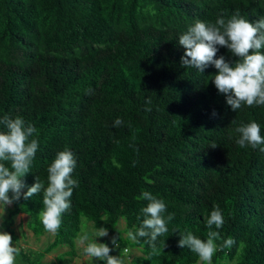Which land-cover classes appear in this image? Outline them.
<instances>
[{
	"label": "trees",
	"instance_id": "1",
	"mask_svg": "<svg viewBox=\"0 0 264 264\" xmlns=\"http://www.w3.org/2000/svg\"><path fill=\"white\" fill-rule=\"evenodd\" d=\"M236 12L264 18V0H0V117L21 116L39 143L22 191L35 178L47 183L57 151L68 147L76 157L71 208L43 252L19 245L23 264H40L58 246L66 250L52 264H72L83 218L121 245L119 225L123 233L139 226L143 191L162 199L174 219L155 250L144 238L133 242L141 249L133 264H196V254L178 246L179 234L206 239L214 206L225 217L222 237L235 244L213 264H264V152L241 148L234 132L256 121L264 136V106L233 111L210 79L217 70L182 66L178 42L194 20ZM219 55L237 59L225 47ZM117 117L124 124L112 127ZM42 207V193L21 197L3 230L17 241L12 226L24 213L35 235L49 233Z\"/></svg>",
	"mask_w": 264,
	"mask_h": 264
},
{
	"label": "clouds",
	"instance_id": "2",
	"mask_svg": "<svg viewBox=\"0 0 264 264\" xmlns=\"http://www.w3.org/2000/svg\"><path fill=\"white\" fill-rule=\"evenodd\" d=\"M178 42L184 48L180 58L182 66L203 72L212 65L217 70L210 74V79L218 92L225 95L226 103L233 111L244 105L264 106V18L253 22L236 12L228 19L220 17L215 22L196 19L179 35ZM219 47H225L237 59L230 62L223 55L217 56ZM93 91L89 89L88 94ZM147 103L151 104V100ZM145 110L151 111L150 108ZM233 123L236 124L235 121ZM123 124L124 121L117 117L112 127ZM0 125L5 129L0 130V221L5 216L6 206L21 197L27 200L34 194L42 193L43 207L38 214L39 219L44 229L55 235L61 227L63 214L71 208L73 189L78 186V181L72 176L76 168L75 154L68 147L57 151L47 167V183L35 178L27 191H22L25 188L22 178L31 171L39 147L38 140L33 138L37 130L19 115L10 117L5 114L0 117ZM234 132L237 135L235 142L241 148H259L264 152V136L256 121L240 122L236 124ZM216 146L213 144L210 147ZM136 163L133 161V166ZM138 199H143L146 204L137 215L139 226L134 231H127L126 238L132 241L144 238L155 250L158 238L168 233L167 225L174 219V213L165 215L167 209L164 201L149 191H143ZM205 224L208 229L206 239L186 231L179 234L178 246L195 253L198 264H213L214 255L232 248L235 241L231 237H222L219 231L225 224L219 206L212 208L205 217ZM106 236L107 228L98 227L93 221L77 237V246L87 264H94L95 261L102 264H131L130 257L111 255L112 248L96 240L97 237ZM111 244L116 249L120 247L118 236L111 238ZM162 244L166 246L165 240ZM18 251L11 234L0 231V264H15Z\"/></svg>",
	"mask_w": 264,
	"mask_h": 264
},
{
	"label": "crops",
	"instance_id": "3",
	"mask_svg": "<svg viewBox=\"0 0 264 264\" xmlns=\"http://www.w3.org/2000/svg\"><path fill=\"white\" fill-rule=\"evenodd\" d=\"M11 207H12V205L6 206L7 209H9ZM2 221H0V231H4L2 228ZM28 221H29V216L27 214L17 213L15 215L14 224H13L12 228L15 232V236L17 238V241H13V244L18 250H19V245H21V247L22 246L27 247V248L33 250L34 252H40V251L43 252L45 249L42 250V248L39 247V245H37V242L39 243L40 239H38L39 240L38 241L35 238L36 235L28 227ZM20 234H21V237H20ZM47 234H51V233H47ZM51 238H52V234L50 235V240H51ZM100 238L101 237H97L96 240L99 242ZM76 240H77V238H76ZM76 240H75V243H76ZM65 250L66 249L64 247L58 246V247L54 248L51 252L45 253L42 257V260L44 262L43 264H52L53 261L55 260V258L59 254L64 252ZM76 252H77V255L72 257V264H87V260L82 255V252L78 248L77 243H76ZM128 252H129V250H128ZM18 254H17V256H18ZM131 254L132 255L130 256V261H131V264H133L134 258H136L137 256H139L141 254V249L138 248L134 252L132 250ZM17 256H16V258H17ZM20 264H23V263H20Z\"/></svg>",
	"mask_w": 264,
	"mask_h": 264
},
{
	"label": "rangeland",
	"instance_id": "4",
	"mask_svg": "<svg viewBox=\"0 0 264 264\" xmlns=\"http://www.w3.org/2000/svg\"><path fill=\"white\" fill-rule=\"evenodd\" d=\"M7 208L5 209V214L7 213ZM88 223H90V221H87L86 219H82V222H81V228H82V230L83 231H85L86 229H87V225H88ZM119 230H120V238H121V240H122V243H121V245H120V247L118 248V249H116V248H114L113 246H112V244H111V235L108 233V236H106V237H101L100 239H99V242H103V243H106V244H108L109 245V247L110 248H112V251H111V253H112V255H117V256H121V257H124V258H127L128 256L130 257L132 254H131V252H132V250H133V252L136 250V249H138L139 247H136L135 245H134V241H132V240H130V239H127L126 238V232L125 233H123V229H122V227H121V224L119 225ZM50 235L51 234H47V233H45V234H36V239L38 240V239H40V241H39V243L37 242V245H39V247H41L42 248V250L43 249H45L49 244H50V242L52 241V239H53V237L51 238V240H50ZM20 237H21V234H20ZM124 246H126L130 251L128 252V253H125L124 251H123V248H124ZM52 251V250H51ZM50 251V252H51ZM39 261V260H38ZM20 263H22V261H21V256L18 254V256H17V258H16V261H15V264H20ZM39 263L40 264H43L44 262H43V260L41 259L40 261H39ZM196 264H198V262L196 263Z\"/></svg>",
	"mask_w": 264,
	"mask_h": 264
}]
</instances>
